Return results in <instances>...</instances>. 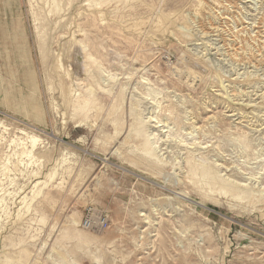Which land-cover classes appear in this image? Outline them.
I'll list each match as a JSON object with an SVG mask.
<instances>
[{"label":"rangeland","instance_id":"374dc122","mask_svg":"<svg viewBox=\"0 0 264 264\" xmlns=\"http://www.w3.org/2000/svg\"><path fill=\"white\" fill-rule=\"evenodd\" d=\"M202 1L0 0V264H264V0L258 64Z\"/></svg>","mask_w":264,"mask_h":264},{"label":"bare ground","instance_id":"6f19581e","mask_svg":"<svg viewBox=\"0 0 264 264\" xmlns=\"http://www.w3.org/2000/svg\"><path fill=\"white\" fill-rule=\"evenodd\" d=\"M238 0H205L200 3L201 16L198 18L202 30H207L209 33L218 34L227 48L229 55L235 61L245 63H262V56L245 52L242 46L236 42L235 37L225 38L226 33L223 31L222 23L227 19L226 15L230 9H236ZM222 13L218 17L217 13ZM228 17V16H227ZM227 37V36H226Z\"/></svg>","mask_w":264,"mask_h":264},{"label":"built area","instance_id":"2783aa9c","mask_svg":"<svg viewBox=\"0 0 264 264\" xmlns=\"http://www.w3.org/2000/svg\"><path fill=\"white\" fill-rule=\"evenodd\" d=\"M92 223H93V222L91 221L90 217L87 216V217L84 219V221H83V227L86 228V229H88V228H90V227L92 226ZM98 224H99L101 227H103V228H106V227H107V223H106V221H105L104 218L100 219L99 222H98Z\"/></svg>","mask_w":264,"mask_h":264}]
</instances>
